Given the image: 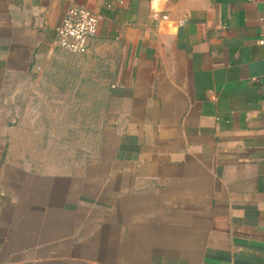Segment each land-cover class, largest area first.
Listing matches in <instances>:
<instances>
[{
    "label": "crops",
    "instance_id": "0c3cea01",
    "mask_svg": "<svg viewBox=\"0 0 264 264\" xmlns=\"http://www.w3.org/2000/svg\"><path fill=\"white\" fill-rule=\"evenodd\" d=\"M263 35L264 0H0V264H264Z\"/></svg>",
    "mask_w": 264,
    "mask_h": 264
},
{
    "label": "built area",
    "instance_id": "2783aa9c",
    "mask_svg": "<svg viewBox=\"0 0 264 264\" xmlns=\"http://www.w3.org/2000/svg\"><path fill=\"white\" fill-rule=\"evenodd\" d=\"M104 15L82 4L67 8L61 25L57 28L56 44L72 53H84L99 31ZM264 44V35L259 39Z\"/></svg>",
    "mask_w": 264,
    "mask_h": 264
}]
</instances>
